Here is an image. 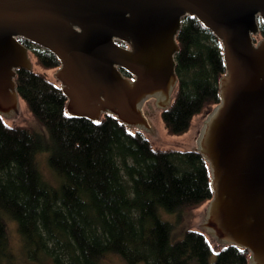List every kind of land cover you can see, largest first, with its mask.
Wrapping results in <instances>:
<instances>
[{"label":"trees","instance_id":"16d2710c","mask_svg":"<svg viewBox=\"0 0 264 264\" xmlns=\"http://www.w3.org/2000/svg\"><path fill=\"white\" fill-rule=\"evenodd\" d=\"M259 38H264V24ZM35 62L56 70L58 57L26 39ZM177 86L160 111L168 134L187 132L195 116L219 102L225 74L221 40L194 16H185L176 37ZM19 100L47 129L51 146L27 126L9 125L0 114V264L11 259L7 218L17 225L29 259L51 264H99L108 253L126 264H249V251L221 245L210 263L211 238L187 229L171 243L172 225L158 209L192 210L213 197L208 162L196 149L154 148L145 131L115 115L98 121L67 112L60 84L44 72L18 68ZM50 148L53 187L36 166V154Z\"/></svg>","mask_w":264,"mask_h":264},{"label":"water","instance_id":"95a60500","mask_svg":"<svg viewBox=\"0 0 264 264\" xmlns=\"http://www.w3.org/2000/svg\"><path fill=\"white\" fill-rule=\"evenodd\" d=\"M185 16L221 40L226 69L196 147L209 164L213 197L191 226L247 249L249 264H264V38L254 41L264 0H0V114L19 115L16 71L33 68L22 38L60 60L54 74L69 114L95 121L111 114L155 134L141 110L150 97L162 109L172 102L168 93L161 105L166 87L154 73L162 52L175 69ZM114 38L130 41L133 52ZM140 64L148 68L141 72Z\"/></svg>","mask_w":264,"mask_h":264},{"label":"rangeland","instance_id":"374dc122","mask_svg":"<svg viewBox=\"0 0 264 264\" xmlns=\"http://www.w3.org/2000/svg\"><path fill=\"white\" fill-rule=\"evenodd\" d=\"M259 34V33H258ZM258 39H261L258 37ZM29 57L33 63V70L36 72H44L48 75L51 81L60 83L55 77V70H51L43 67L40 64L34 63L35 57L32 52H29ZM174 93V92H173ZM173 97V96H172ZM19 106V115L17 117H3L5 121L12 126L21 125L32 128L42 139L46 146H51V140L47 129L33 116L28 107L23 101L17 100ZM150 104V102H148ZM151 105V104H150ZM67 109V108H66ZM148 113V120L150 122V128L156 134H153L147 130H144L148 139L152 143L154 148L159 149H178V150H192L197 147V138L202 125L203 120L206 118V113L197 115L192 121L190 129L179 135L168 134L165 130L163 120L161 117V109H153V106L145 107ZM50 148L40 151L36 154V166L42 177V179L53 187L60 185V178L50 168L48 163V157L50 155ZM208 204H202L192 210L181 211L180 213H172L164 210L163 208L158 209L159 216L162 220L169 222L172 225V231L170 235L171 243L180 241L184 232L187 229H199L191 226L197 219L199 214ZM7 228L9 234V246L12 254L11 259H5L2 264H51L48 258L43 257L39 261H33L26 255L23 239L17 230V225L10 218H7ZM211 238L212 252L209 258L210 263L215 262L217 253L220 250V244L213 238ZM99 264H126V262L115 253H108L101 258ZM144 264V263H140Z\"/></svg>","mask_w":264,"mask_h":264},{"label":"flooded vegetation","instance_id":"af4514ba","mask_svg":"<svg viewBox=\"0 0 264 264\" xmlns=\"http://www.w3.org/2000/svg\"><path fill=\"white\" fill-rule=\"evenodd\" d=\"M258 35H255L254 36V41L255 42H258L260 41L261 39H258ZM114 41L115 43L118 45V47H120L122 50H124L125 52H128V53H132L133 50H134V47L132 46V44L130 43V41L128 40H125V39H120V38H114ZM29 51H31L29 49ZM167 53L165 52H162V55L161 57L159 58V66L155 69V73L154 75L156 74V76H160L161 79H159V83L162 81L164 82L165 84V89H166V92L165 94H163L162 98H161V105H164L165 104V101L168 97V93L170 96L173 95V92L176 88V85L174 86V78H173V75H174V72L176 74V70L174 68H171L170 67V62L167 60ZM61 66V64H60ZM60 66L58 68H60ZM116 66V69L118 72H120V74L128 79V80H132V81H135L137 79V75L134 74L133 72H131L130 70H128L127 68H125L124 66L120 65V64H115ZM58 68L55 70V72L58 70ZM148 68L145 64H140V70L141 72L144 71V69ZM151 74V73H150ZM177 76V74H176ZM160 101V99H159ZM158 98L157 97H150L149 99H147V101L144 103V108L147 106H153V109H162V106H159L160 104L158 103ZM148 102H150V104H148ZM145 111V110H144ZM146 113H149V112H146Z\"/></svg>","mask_w":264,"mask_h":264},{"label":"crops","instance_id":"0c3cea01","mask_svg":"<svg viewBox=\"0 0 264 264\" xmlns=\"http://www.w3.org/2000/svg\"><path fill=\"white\" fill-rule=\"evenodd\" d=\"M144 108V107H143ZM145 109H142L141 111H142V113H143V115H144V117H145V119L147 120V122H148V124H149V127H150V122H149V120H148V113H146V110L144 111Z\"/></svg>","mask_w":264,"mask_h":264}]
</instances>
